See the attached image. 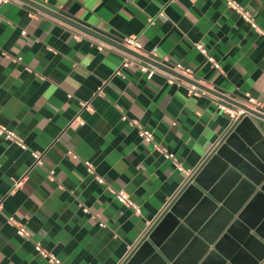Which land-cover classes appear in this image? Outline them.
<instances>
[{
	"label": "crops",
	"instance_id": "1",
	"mask_svg": "<svg viewBox=\"0 0 264 264\" xmlns=\"http://www.w3.org/2000/svg\"><path fill=\"white\" fill-rule=\"evenodd\" d=\"M31 1L0 3V124L26 144L0 136V264H53L34 243L61 264H120L229 127L216 103L239 107L252 97L264 109V0H236L260 31L225 0ZM127 35L189 67L208 94H189L162 72L147 79L121 67Z\"/></svg>",
	"mask_w": 264,
	"mask_h": 264
},
{
	"label": "water",
	"instance_id": "2",
	"mask_svg": "<svg viewBox=\"0 0 264 264\" xmlns=\"http://www.w3.org/2000/svg\"><path fill=\"white\" fill-rule=\"evenodd\" d=\"M249 112L230 123L120 264H264V116Z\"/></svg>",
	"mask_w": 264,
	"mask_h": 264
},
{
	"label": "built area",
	"instance_id": "3",
	"mask_svg": "<svg viewBox=\"0 0 264 264\" xmlns=\"http://www.w3.org/2000/svg\"><path fill=\"white\" fill-rule=\"evenodd\" d=\"M8 1L10 0H0V3L8 2ZM14 1H20V0H14ZM225 1H226V5L231 10L239 14L243 20L249 22L253 28L260 31V29H258L256 24L254 23L250 13L246 11L236 0H225ZM120 44L126 49L136 53L135 55L129 51L124 50L122 61L120 64L121 67H128L130 65H134L137 68H139L140 71L145 73L147 79L152 78L153 74L156 72H162L166 75L167 81L169 83H178L185 85L188 89L189 94L192 95L208 94V91L202 86L200 80L195 77L193 71L189 67H186L179 62L169 63L165 57L162 58L158 57L154 50L149 52L145 51L135 35L123 36L120 39ZM195 48L199 50L215 68H219L218 63L212 57L208 56L207 50L202 45V43H195ZM100 93L101 91L99 89L98 94ZM216 104H217V108L220 111L226 113L229 116L231 123L236 121L241 116L251 114L249 110H252L255 113L264 116V109H262L261 104L259 103V101H257L252 97H247V103L239 107L231 106L226 101H218ZM76 120L78 121V123H82L80 119H76ZM138 135L141 138V140L147 143H151L154 148H156L165 157L171 159L175 164V166L181 169L179 163L176 161L173 154L167 152L166 149L160 147L154 141L153 133L151 130L138 127ZM0 136L3 137L5 140L16 144L21 149L26 148V144L12 129H9L8 127L1 124H0ZM68 153L73 157L76 156L72 151H68ZM30 154L33 158L34 164H41L42 153L40 151L33 150L30 152ZM84 164L86 166V170L89 173H94L93 166L89 161H84ZM52 173L53 171H49V175H52ZM94 177L97 180V182L99 183L103 182L101 176L95 174ZM21 182H22V178L16 179L14 181V187H18L21 184ZM114 194L116 199L120 203L131 207L135 212L139 211L137 205L130 199L129 195L125 191L116 190L114 191ZM16 233L17 235H19L24 239H29V233L22 224L16 225ZM33 248L37 253V255L46 259V261L53 264H61L60 260L55 256L53 252L44 248L39 243H34Z\"/></svg>",
	"mask_w": 264,
	"mask_h": 264
}]
</instances>
